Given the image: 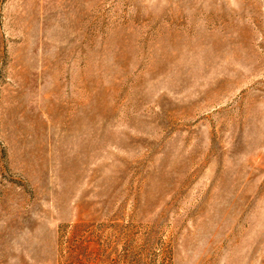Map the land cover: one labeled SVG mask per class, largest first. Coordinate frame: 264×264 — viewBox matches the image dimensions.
I'll use <instances>...</instances> for the list:
<instances>
[{"label": "rangeland", "instance_id": "obj_1", "mask_svg": "<svg viewBox=\"0 0 264 264\" xmlns=\"http://www.w3.org/2000/svg\"><path fill=\"white\" fill-rule=\"evenodd\" d=\"M0 264H264V0H0Z\"/></svg>", "mask_w": 264, "mask_h": 264}]
</instances>
